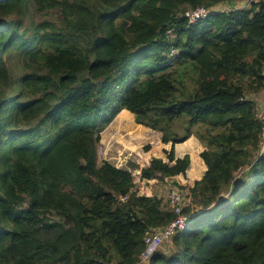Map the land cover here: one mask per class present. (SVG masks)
Instances as JSON below:
<instances>
[{
	"label": "trees",
	"instance_id": "obj_1",
	"mask_svg": "<svg viewBox=\"0 0 264 264\" xmlns=\"http://www.w3.org/2000/svg\"><path fill=\"white\" fill-rule=\"evenodd\" d=\"M227 2L0 0V264H264V0ZM30 6L47 19L21 31ZM124 110L173 145L141 181L186 176L191 137L189 178L207 167L147 262V233L180 215L98 160Z\"/></svg>",
	"mask_w": 264,
	"mask_h": 264
},
{
	"label": "rangeland",
	"instance_id": "obj_2",
	"mask_svg": "<svg viewBox=\"0 0 264 264\" xmlns=\"http://www.w3.org/2000/svg\"><path fill=\"white\" fill-rule=\"evenodd\" d=\"M231 4H234L233 2H230ZM229 2L224 3L222 6H220L219 8H221V10H229V9H242L244 8V6H233L231 5ZM236 3V2H235ZM238 3V2H237ZM242 5V3H240ZM253 3H249L245 6H251ZM41 13H38L35 9V7L30 6L27 10V17L25 18V20L23 21V25L21 27V31H25V29H27L28 27H30L28 24H30L31 21H44L47 18L44 17V14L41 15ZM171 36H173L171 34ZM173 53H176V51L174 50ZM256 99H258L256 101L257 104V108H258V112H259V116H261L264 112V92L259 93L258 95H256L255 97ZM116 123V126L114 127V131H112V125ZM134 124H136V126L138 127V130L144 131L145 128L142 126H138L137 123H135L134 121V115L130 112H126L123 111L116 119L114 122H112L111 125L108 126V128L110 129L108 131L104 130V132L102 133V138H101V144L103 146V150H101L100 146L98 147V152H97V158L99 161L102 160H106L108 162H110L111 164H113L114 166H116L117 168L122 167V169L127 168L126 165L123 164V162H125V160H127V162L132 163L133 165H136L138 168L140 167L138 164V151L139 154L144 156V158H148L146 157V152L150 151V149L152 147H156V143H158L159 138H161V135L157 132H155L157 134V137H155L154 139H152V141H148L151 139H145L143 141H140L138 143H136V145L139 147V150L137 151V153H130L127 151V149H125V146L118 140L116 141L114 138L120 139V140H124L127 139L126 137H130L131 135H133L134 133H138L137 128L134 126ZM122 131H126L129 136L127 135H121L119 136V134ZM112 132L114 133L115 137L112 138ZM155 133H152L153 135L156 136ZM140 138L141 134H140ZM127 158V159H126ZM142 162L141 164L145 163V161H143V159H141ZM121 162V163H120ZM140 170L142 168H139ZM133 175L136 179V190L137 192H139L141 190L142 187H151L150 190L153 192V194L157 195L158 197L162 198L164 203H167L169 201V195L172 191H175L177 193H180L183 198H188L187 195L190 194L189 193V189L191 188L190 186H193L194 182H192L191 180L187 179V177L184 176H179L180 181H173L170 179L165 181V182H157V183H143L141 184V182H139V171H135L133 170ZM153 182V181H152ZM181 186H179L178 185ZM188 189V190H187ZM189 201V199H188ZM185 219V218H184ZM186 219L184 221V223L180 226V224L178 225L177 228H183V226H186ZM167 243V242H166ZM167 245H171V243H167ZM161 248H165L164 245L161 246Z\"/></svg>",
	"mask_w": 264,
	"mask_h": 264
},
{
	"label": "crops",
	"instance_id": "obj_3",
	"mask_svg": "<svg viewBox=\"0 0 264 264\" xmlns=\"http://www.w3.org/2000/svg\"><path fill=\"white\" fill-rule=\"evenodd\" d=\"M231 4V3H230ZM231 5H233V6H238V4H231ZM240 7V6H239ZM125 111V110H124ZM263 114H264V112H263ZM262 114V115H263ZM261 115V116H262ZM260 116V117H261ZM117 118V117H116ZM115 121V120H114ZM113 121V122H114ZM134 121H135V118H134ZM136 123V122H135ZM114 125V124H113ZM113 125H112V127H113ZM138 125V124H137ZM134 126L137 128V130H138V127L136 126V124H134ZM138 126H141L142 127V125H138ZM144 127V126H143ZM145 128V130L144 131H141V130H138V133H134L133 135H131L129 138L128 137H126L127 139H124V140H120V139H118V137L117 138H114L116 141H120L124 146H125V149H127V151L128 152H130V153H132V154H134V153H137V151L139 150V147L136 145V143H138V142H140V141H143V140H145V139H151V140H148V141H152V139H154L155 137H157V134L155 133L156 131H153V130H151V129H149V128H146V127H144ZM111 129V128H110ZM109 128H108V131L110 130ZM107 130V129H106ZM152 133H155L156 134V136L155 135H153ZM157 133H159V132H157ZM140 134H141V137H142V139L140 138ZM160 135H161V133H159ZM191 139V141L190 142H187L188 140H190ZM187 141H185V142H183V143H179V144H176L175 145V147H174V150H175V156H176V159H179V158H183L184 156H186V155H190V158H191V164H192V156L194 155V153L195 154H197L198 156H199V158H201L200 157V154L204 151V148H203V146L200 144V142L198 141V139L197 138H195V137H191V138H189ZM136 149H138V150H136ZM172 149H173V145H172V143H169V144H164V143H162V140H161V138H159V141H158V143H156V147H152L151 149H150V151H148V152H146L145 154H146V157H148V158H144V156H142V155H140L139 154V151H138V155H139V157L140 158H138V165L140 166L139 168H144V167H146L147 165H149L150 164V162L154 159V158H159V159H162V160H164L165 162H167L168 161V159H167V152H171L172 151ZM127 159V158H126ZM141 159H143V161H145V163H143V164H141V162H142V160ZM123 164L124 165H126V167L127 168H125V169H127V170H129V171H131V172H133V170H135V171H139V175H140V177H141V170L137 167V168H133L132 166H131V164L132 163H129V162H127V160H125V162H123ZM191 164H190V167H191ZM190 167H189V169H190ZM120 168H122V167H120ZM189 169H188V171H187V173H186V176H184V177H187V179H189V180H191L190 178H189ZM207 171V167H206V169H205V171L203 172V174H202V176L200 177V179H196V180H191L192 182H196V181H199V180H201L202 179V177L204 176V174H205V172ZM180 176H183V175H180ZM140 177H139V182H141V184H143V183H148V184H150V183H157V182H159L157 179H153V180H144V181H141L140 180ZM171 180H173V181H177V182H179L180 181V178H179V176H177V177H175V178H173V179H171ZM153 181V182H152ZM167 181V180H166ZM170 181V180H169ZM137 183V182H136ZM179 184V183H178ZM193 186H194V184H193ZM193 186H190L191 188L193 187ZM151 188V187H150ZM150 188L149 187H142L141 188V190L138 192L140 195H146V196H149V197H152V196H154L155 194H153V192L150 190ZM157 196V195H156Z\"/></svg>",
	"mask_w": 264,
	"mask_h": 264
},
{
	"label": "built area",
	"instance_id": "obj_4",
	"mask_svg": "<svg viewBox=\"0 0 264 264\" xmlns=\"http://www.w3.org/2000/svg\"><path fill=\"white\" fill-rule=\"evenodd\" d=\"M257 0H236V3L233 2L234 4H238L239 6H244L249 4V3H254ZM238 2V3H237ZM242 3V5L240 4ZM185 16L188 18L189 23L194 25L199 23L202 20L207 19L210 16V10L206 8H199L197 10H188L185 13ZM261 119L264 121V114L261 116ZM121 163V162H120ZM185 198L180 193H177L175 191H172L169 195V202L174 208H176L177 213L180 215L181 214V204ZM121 202H127L128 201V196L125 197H120ZM185 219L183 216H179L178 220L175 222L171 223V225L160 231H155L152 233H147L144 242H145V249L142 253V262H147L149 258L157 251L158 248L161 247V245L164 242H168L172 239V237L175 234L176 229H181L177 228L178 225L180 224L179 227L184 223ZM185 226H183L184 228Z\"/></svg>",
	"mask_w": 264,
	"mask_h": 264
}]
</instances>
